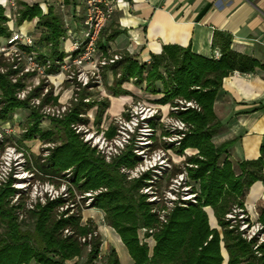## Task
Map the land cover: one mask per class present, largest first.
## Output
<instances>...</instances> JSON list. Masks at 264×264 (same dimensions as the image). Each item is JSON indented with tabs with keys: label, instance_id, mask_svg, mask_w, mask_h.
Returning <instances> with one entry per match:
<instances>
[{
	"label": "trees",
	"instance_id": "obj_1",
	"mask_svg": "<svg viewBox=\"0 0 264 264\" xmlns=\"http://www.w3.org/2000/svg\"><path fill=\"white\" fill-rule=\"evenodd\" d=\"M209 9L207 5L196 18L203 17ZM4 10L0 6V47L2 41L6 44L13 34ZM15 10L16 26L37 19V27L41 30L37 42L22 50L35 54L37 46L47 49L45 55H35L42 64L46 61L52 64L48 74L56 73L55 62L64 58L61 44L66 28L62 16L53 7H48L44 14L39 4L26 5L24 2H18ZM118 35L114 32L108 40ZM221 51V57L215 60L195 55L189 48L165 46L160 54L150 56L149 64L141 65L130 55L123 54L109 66L114 80L112 86L106 88L111 96L130 95L122 85L132 81L135 85H144L145 92L150 95H161L153 101L156 105L177 109L171 110L172 116L185 125L186 131H175L173 134L180 139L171 142L169 148L165 145L164 149H171L186 159L180 166L171 164L165 169L158 184L161 189L163 184L168 188L172 180L186 172L183 186L194 195L195 203L188 200L182 203L185 206H179L178 200L168 209L164 204L146 202L149 195L139 191L152 187L149 182L152 177L146 174L128 182L120 173L121 167L133 168L139 164L138 156L126 152L106 163L95 149L80 140L71 125H88L85 116L95 107L94 123L99 127L109 107L108 99L84 102L89 95L82 92L61 120L50 119V124L63 133L65 141L44 150L48 154L33 163L36 172L54 180H65L64 176L69 173V182L80 195L104 189L93 197L92 208L104 213L107 225L118 235L133 264H222V248L227 252L228 264H264V242L256 245L254 239L245 241L237 225L226 218L234 208L245 212V194L254 182L264 180V146L260 149V157L239 164L240 173L236 174L227 159L222 161L230 143L216 146L212 141L219 126L213 106L223 79L232 72L251 73L262 66L254 59L231 52L228 41ZM12 67L0 53V121H6L16 109L28 110L22 141L38 136L45 145L55 144L54 132L51 129L43 131L40 121L43 107L58 105V97H54L51 90L43 93V83L28 92L23 100L19 99L18 94L26 88L25 79L32 74L20 75V70ZM33 99L40 101L38 106L31 104ZM179 102H192L197 108L180 110ZM148 123L151 129L156 128L155 123ZM113 135L114 129L110 126L107 136ZM188 149L197 153L186 157L184 153ZM13 183L9 178L6 184L0 185V264H80L78 259L85 247L90 248L85 264L95 262L100 253V238L93 237L84 244L80 239L97 231L96 226L91 222L81 224L80 212L71 210L75 202L72 208L61 210L74 198L72 193L67 199L58 197L27 209L23 200L13 202L19 193ZM207 207L212 209L220 231L209 228L204 211ZM162 210L165 211L164 221H160L157 212ZM28 220L32 229L24 228ZM257 223L264 230V209ZM66 231L69 234H65ZM149 239L153 241L152 247L147 243ZM104 264H120L116 249L110 250Z\"/></svg>",
	"mask_w": 264,
	"mask_h": 264
},
{
	"label": "crops",
	"instance_id": "obj_2",
	"mask_svg": "<svg viewBox=\"0 0 264 264\" xmlns=\"http://www.w3.org/2000/svg\"><path fill=\"white\" fill-rule=\"evenodd\" d=\"M10 1L6 0V4ZM13 1L16 5L18 2L26 5L39 4L44 14L48 7L55 9L56 5L67 10L70 15L64 17L65 38L68 33L80 36L83 21L81 0ZM6 4L0 6L5 7ZM207 5L210 6L209 11L200 19L196 18ZM37 22L35 19L18 27L14 24V17V20L8 22V26L13 33L32 37L37 32ZM114 32L119 35L109 41L108 37ZM100 35V55L127 54L141 65L149 64L150 56L160 54L165 46L189 48L195 55L218 60L227 41L231 52L254 59L261 68H256L251 73L235 71L223 79L213 106L219 126L212 141L216 146L230 143L222 161L227 159L236 174L240 173L239 164L255 161L260 157V149L264 146V0H126V5L116 10ZM69 44L68 40L62 42L63 53ZM46 53L45 48L40 52L43 55ZM216 55L219 58H215ZM103 77L107 85H112L114 77L110 67L103 71ZM122 88L129 91L130 96L110 97L108 116L111 115V110L122 109L128 97L132 99L145 91L144 85L138 86L132 81L124 83ZM65 92L63 100L69 96L68 90ZM146 95L153 101L161 97L148 93ZM187 152L191 155L197 153L193 149H188ZM262 170L264 176V167ZM243 204L249 219L257 223L264 209V180L251 185ZM208 210L213 218L214 216L211 208H205L209 228L220 231L215 218L213 226ZM97 225L102 233L100 235L104 233L115 243L112 248L116 249L122 264L118 247L123 245L118 235L109 226L113 234L105 232L100 221ZM220 256L222 264H228V255L223 248ZM127 259V263L133 264L130 257L127 256Z\"/></svg>",
	"mask_w": 264,
	"mask_h": 264
},
{
	"label": "rangeland",
	"instance_id": "obj_3",
	"mask_svg": "<svg viewBox=\"0 0 264 264\" xmlns=\"http://www.w3.org/2000/svg\"><path fill=\"white\" fill-rule=\"evenodd\" d=\"M5 8V14L10 19V22L14 20L15 12L17 9V5L13 0H11L8 4H6ZM55 10L62 16L63 21L65 16H69V12L59 6H55ZM11 24V23H10ZM65 25V22H64ZM41 30L38 28L37 32L33 34V44L36 43L38 40V37L40 35ZM31 37V36H30ZM31 37V38H32ZM64 42V41H63ZM2 45H5V42L2 41ZM36 46V45H35ZM43 48H39L38 46L35 47V51L37 53H40ZM112 54L103 55L106 57H110ZM4 57V56H3ZM5 58V57H4ZM106 68H104L100 73V83L99 84H89L88 87L80 89L79 92L75 91V88H77V85L71 84L67 82L66 79H64L65 75H58V71L56 73L48 74L46 70V75H38L36 73H29L32 75H29L25 79V90H23L21 93H25V96L28 92H30L32 89L40 86V84H45V87L43 89V93H46L48 90H51L53 92L54 97H58V105H52L48 104L43 107L41 110V113L43 115V119L40 121L41 125L40 128L45 131L51 129L54 132L53 139L55 141V144L48 143L45 145V143L39 139L38 136H36L31 141H22V134L23 129L26 126L29 111L28 110H17L11 114L6 121H0V175L1 173L8 174L5 182L0 181L1 184H6L7 181L12 179L14 181L13 187L17 190H19V193L16 194V196L13 199V202H19L20 200H23L26 205L27 209H31V205L34 206L36 203H41V200L44 196V200L41 204H45L46 200H49L48 195L49 189L53 188L56 191H60L59 189L62 187H65V191H67L68 197L69 194L72 193L74 198H72L61 210H66L67 208H72L71 206H74L72 204L75 202L76 206L71 209L73 213L80 212L81 215V224H86V222L93 223L97 231V236L100 238L101 241V248H100V254L102 255V260H95L93 264H104L107 255L110 253V250L112 249L113 244H115L109 237H107L104 233L103 235H100L98 223L101 222L102 225H104L106 231L113 234V232L109 229L107 222L105 220L104 213L100 210H97L95 208H92V199L102 191H105L104 189H98L97 191H89L85 194H91V198L85 197V194L80 195L78 194L77 190L73 185L70 184L69 180L71 177L69 173H66L64 176V179H52V178H46V176H43L42 174H39L36 172L35 160L40 157H45L48 152H45L44 150L48 148H53L55 145H59L65 141V136L61 131H58L55 127H53L50 124V119H58L61 120L63 116L70 110L72 104L76 101H74L73 96L76 94V99L79 98V94L82 92H85L86 95H89L87 99L84 100V102L90 101H101L103 99H108L109 101V107L111 105L110 97L111 94L107 90V85L103 77V71ZM113 84V83H111ZM90 86V87H89ZM123 89V88H122ZM69 92V96L66 97V99L63 100V94L65 91ZM125 90V89H124ZM127 91V90H126ZM129 92V91H127ZM141 95L139 94L137 97H133L132 99L128 97L127 103L123 106L120 110H111V115H107V111L109 107L104 111L102 115V121L99 127L95 125L94 119H95V113L96 108H92L88 111L87 115L85 116L87 120H89L88 125H71V129L77 134L80 138V140L83 143L88 144L89 148H93L96 150V153L98 156H100L106 163H111L112 161L118 159L126 152H131L133 156H138L140 158L139 164H137L133 168H127V167H121L120 173L121 175L125 176L126 180L128 182H132L134 180H138L142 178L143 175L149 174V176L152 177V181H149L151 183L150 191L145 193L147 190L143 188L141 191H139L140 194H156V197H158L156 200H161L159 204L163 203V200H165L166 195L165 193L169 190V188L173 191H175L179 196L178 198L181 199V193L184 191L178 184H170L168 188L164 187V184L162 185L163 189L160 188L159 178L163 174L164 168L167 166L173 165H182L184 160V156L175 154L171 149L165 150L164 147L167 145L169 148L170 143H174L180 138L177 137V135H174L173 133L175 129L172 127V122L174 120H178L175 117L172 116L171 110L173 109L171 106H161L156 105L153 103V100L150 96L146 95V92ZM66 93V92H65ZM24 96V98H25ZM122 96H130V95H122ZM18 97V96H17ZM120 97V96H119ZM23 98V99H24ZM117 98V97H115ZM22 99V100H23ZM36 101L40 102L38 99H33L31 104L38 106L39 104H36ZM180 104V103H179ZM66 105V111L60 115V117H53L50 114L45 113V108H52L56 109L60 106ZM118 111V112H117ZM115 112V113H114ZM175 112V111H174ZM107 115V116H106ZM143 119L153 122L156 125L155 129H151V126H149V123H143ZM127 123H129V126H126ZM110 126L114 129V135L112 137H108V133L110 132ZM120 127L124 128L126 131L127 136L130 138L129 141L123 146V149L119 150L118 154H112L113 156L110 157L108 161L104 158V155H102L98 148L99 145L103 144L101 143V138L104 137L106 140L110 141L116 135L117 132H120ZM167 134L169 136H167ZM140 138H143L141 142L137 141ZM87 140L88 142H85ZM100 141V142H99ZM99 142V143H98ZM95 145V146H93ZM142 154V156L140 155ZM187 156H192L191 154H188L187 151L184 153ZM163 156V157H162ZM161 157V160L163 161L162 165H160V160L158 159ZM151 166H155L153 169H151ZM140 168H143L144 172H140ZM146 169H149V171H145ZM155 170V171H152ZM129 172V174H128ZM137 172V174H136ZM131 173H135L137 176L132 175ZM154 173V174H152ZM184 175L186 172H183ZM178 180V179H177ZM172 185V186H171ZM174 185V186H173ZM152 188V189H151ZM71 196V195H70ZM155 195H150L149 198L146 199V202H150L152 198H154ZM20 197V199H19ZM46 197V198H45ZM164 197V198H163ZM176 198L174 195L169 196L168 198L171 200V198ZM186 197V195L184 196ZM41 198V200H39ZM65 198V199H67ZM176 198V199H178ZM188 198V197H186ZM56 199V198H55ZM53 199V200H55ZM74 200V201H73ZM90 200V204H88ZM188 200V199H185ZM40 201V202H39ZM52 201V200H50ZM156 201L152 202L155 203ZM186 202V201H185ZM184 202V203H185ZM98 222V223H97ZM103 222V223H102ZM24 228L32 229V223L28 220L25 223ZM69 234V233H65ZM139 235H142V232H139ZM149 246L151 247L153 241L152 239H149L147 241ZM90 248L85 247L82 250L81 256L78 259V262L80 264H85L88 256ZM120 259L122 264H129L127 256L129 257L126 248L123 246L118 247Z\"/></svg>",
	"mask_w": 264,
	"mask_h": 264
},
{
	"label": "built area",
	"instance_id": "obj_4",
	"mask_svg": "<svg viewBox=\"0 0 264 264\" xmlns=\"http://www.w3.org/2000/svg\"><path fill=\"white\" fill-rule=\"evenodd\" d=\"M83 7V21L82 28L80 30V36L76 37L73 33H68L66 38L63 39L65 42L68 40L70 42L68 49L64 51V58L62 61L55 62V66L58 68V75H65L64 79L67 82L77 85L75 88L76 92H79L80 89L88 87L91 83L99 84L100 83V73L104 68H107L111 65H114L116 61L120 59L119 55L112 54L110 57H106L99 54L98 42L100 39V34H102L103 29L107 26V24L112 20L116 10L121 6L126 5V0H81ZM33 45V38L27 35H22L20 33H13L11 38L7 41V43L0 47V53L5 57V59L12 63L14 70H20V75L36 73L45 76L46 70L50 68L52 65L49 61L42 64L34 53H26L22 50V47H31ZM215 58H219V55H216ZM14 81V80H13ZM90 87V86H89ZM25 93H19L18 98L23 99ZM74 101H76V94L73 96ZM180 110H185L187 108L196 109L197 106L192 102H179ZM36 104H39L36 101ZM66 105L60 106L59 109L45 108V113L50 114L53 117H60L62 113L66 111ZM172 110H177L173 108ZM143 123H148L147 120L143 119ZM126 126H129L127 123ZM148 126V125H147ZM172 127H174L173 131H186L185 125L179 121L174 120L172 122ZM112 140L108 141L104 137L101 138V143L98 148L99 152L104 155L106 161L110 159L114 154H118L119 150L123 149V146L127 143L126 140L129 141V137L126 134L124 128L120 127V132ZM180 138L179 136H177ZM137 141L141 142L143 138H136ZM99 141V142H100ZM85 142H88L85 140ZM98 142V143H99ZM95 146V145H93ZM113 154V155H112ZM140 155V154H139ZM142 156V154L140 155ZM163 157V156H162ZM141 158V157H140ZM160 160V165L164 164L161 160V157L158 158ZM155 167V166H154ZM153 166L150 168L153 169ZM164 168H170V165ZM144 172L143 168H140V172ZM145 171H149L146 169ZM155 171V170H152ZM129 174V172H128ZM134 176H137V172L131 173ZM154 174V173H152ZM8 174L1 173L0 181L5 182ZM178 179V180H177ZM185 181V175L180 174L174 180H172L171 184H178L182 186L181 188L184 190L181 193V199L178 198V192L171 190L165 193L166 198L163 200V203L166 208L171 209L174 206V202H179V206H185L182 203L188 200L192 203L194 201V195L189 192V188L187 186H183V182ZM0 183V185H1ZM172 186V185H171ZM174 186V185H173ZM148 189V190H147ZM150 188H146L145 193L149 192ZM60 191H56L53 188L49 189V200H53L55 198H67L68 194L65 191V187L59 189ZM155 195L153 193L148 194ZM174 195L176 198H168L169 196ZM186 195V197H184ZM91 194H85V197L91 198ZM41 198H43L41 200ZM41 203L44 200V196L41 197ZM46 198V197H45ZM158 197L156 195L151 199L150 202L160 203L161 200H156ZM164 198V197H163ZM188 199V200H185ZM179 200V201H178ZM40 202V201H39ZM90 204V200L88 202ZM73 207V206H71ZM32 208V205H31ZM159 214L160 221H164L165 211H157ZM228 220H231L233 225H237L238 231L241 233V237L245 239V241L256 240L259 245L264 242V230L263 227L259 223L252 222L248 215L239 208H234L230 214L226 216ZM151 232V231H150ZM64 233H67L64 232ZM97 233L93 232L92 234L87 235L80 239L81 243L89 242L93 237H96ZM256 248V247H255ZM96 260H102V255L99 253Z\"/></svg>",
	"mask_w": 264,
	"mask_h": 264
},
{
	"label": "bare ground",
	"instance_id": "obj_5",
	"mask_svg": "<svg viewBox=\"0 0 264 264\" xmlns=\"http://www.w3.org/2000/svg\"><path fill=\"white\" fill-rule=\"evenodd\" d=\"M0 4H6V0H0ZM208 214H210L211 213V211L210 210H208ZM210 217H211V221H212V224H213V226L215 225V223H214V218L212 217V214H210Z\"/></svg>",
	"mask_w": 264,
	"mask_h": 264
}]
</instances>
